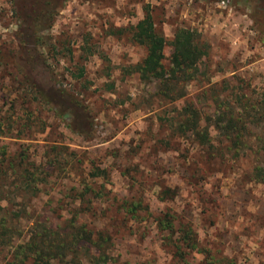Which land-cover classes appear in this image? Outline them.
Listing matches in <instances>:
<instances>
[{
  "label": "rangeland",
  "instance_id": "374dc122",
  "mask_svg": "<svg viewBox=\"0 0 264 264\" xmlns=\"http://www.w3.org/2000/svg\"><path fill=\"white\" fill-rule=\"evenodd\" d=\"M43 9L39 43L26 51L21 41L34 37L12 0H0V158L5 150L29 165L41 188L22 200L32 208L13 243L39 218L100 237L107 264H264L259 155L219 150L225 138L215 129L212 146L174 130L184 100L211 113L213 92L264 99V0H45ZM146 11L167 41L165 65L179 27L206 45L176 101L133 70L146 54L132 38ZM81 110L83 135L68 116ZM11 198L0 204L22 202ZM11 252L0 247V264H13Z\"/></svg>",
  "mask_w": 264,
  "mask_h": 264
},
{
  "label": "trees",
  "instance_id": "16d2710c",
  "mask_svg": "<svg viewBox=\"0 0 264 264\" xmlns=\"http://www.w3.org/2000/svg\"><path fill=\"white\" fill-rule=\"evenodd\" d=\"M12 2L14 11L20 18V28L28 30L27 35L34 37L35 41H21V47L30 51V44L36 46L39 43L36 40L44 17L45 0ZM132 38L146 49L145 56L133 66L139 79L147 83L156 82L158 94L170 101L183 98L185 85L196 79L198 64L207 52L206 45L200 41L197 32L184 26L176 29L170 41L168 65L164 64L167 41L156 31L153 16L149 11L134 25ZM214 88L212 85L208 90L213 91ZM221 97L217 92L210 96L213 108L211 113L204 112L193 101L184 100V104L177 109L174 130L178 135L189 136L196 144L212 146L211 129H215L225 138V144L218 149L226 150L232 157H238L249 149L254 150L262 163L254 165L252 176L264 183V99L243 102L240 95L235 99ZM83 111L68 114L74 121V130L82 135L86 134L88 129H82L81 126L90 123L87 119L89 116ZM2 154L4 157L0 158V202L10 201L11 197L15 196H19L22 201L29 195H36L41 188L39 181L35 180V172L30 170L29 165H23L21 160L7 157L5 150ZM83 196L84 194H80L79 198L83 200ZM26 202H18L17 205L0 204V247H12L11 263L107 264L100 237L92 238L83 227L72 222L54 225L50 220L35 218L31 220L29 236L14 244L15 231L18 230L16 225L32 208V205ZM162 222L159 220V224ZM164 226L172 230V218L166 220ZM88 243H91V246H88ZM182 244L181 241L174 244L179 254H182ZM91 247L96 250L93 252ZM189 247H197L196 241L192 239Z\"/></svg>",
  "mask_w": 264,
  "mask_h": 264
}]
</instances>
